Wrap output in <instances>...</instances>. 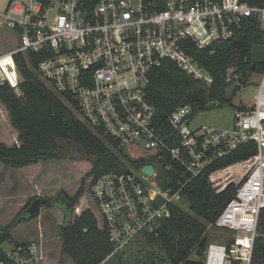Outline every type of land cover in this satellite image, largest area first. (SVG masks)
I'll use <instances>...</instances> for the list:
<instances>
[{"label": "built area", "instance_id": "built-area-1", "mask_svg": "<svg viewBox=\"0 0 264 264\" xmlns=\"http://www.w3.org/2000/svg\"><path fill=\"white\" fill-rule=\"evenodd\" d=\"M0 16V24L19 37L16 47L0 54V85L20 96L14 56L44 52L39 77L64 103L74 104L80 121L124 151L149 153L132 156L142 161L135 172L128 167L122 174L104 173L91 187L113 253L155 233L171 207L183 203L186 185L205 175L215 191L233 184L234 192L205 228V234L209 229L232 234L222 243H208L203 263L251 264L264 209V69L252 102L234 108L229 129L192 128L190 104L162 119L145 87L149 73L165 61L210 85L211 75L192 52L231 39L247 19L264 32V7L243 0H8ZM247 143L256 147L247 158L211 168ZM147 159L156 161L158 170ZM148 164L151 175L142 171ZM10 245L2 248L0 264H41L36 243Z\"/></svg>", "mask_w": 264, "mask_h": 264}, {"label": "trees", "instance_id": "trees-1", "mask_svg": "<svg viewBox=\"0 0 264 264\" xmlns=\"http://www.w3.org/2000/svg\"><path fill=\"white\" fill-rule=\"evenodd\" d=\"M243 1L264 7V0ZM260 50H264V32L255 19H247L231 39L192 52L211 75L210 85L194 81L172 62L165 61L148 75L145 87L147 99L156 107L158 117L162 119L185 104L192 106V114L224 103L242 108V104L233 105L231 100L240 87L246 84L250 74L263 71L264 56L258 55ZM44 56V52H20L14 56L21 77L20 96L8 84L0 85V102L5 106L20 142L12 146L0 142V163L11 169L31 166V172L22 174L30 182L40 168L45 167L46 175L39 182L40 188L44 187V182H50L49 174L54 170L50 167L51 163L59 165L57 163L67 161L71 166H78L81 175L77 182L68 190H58V200L40 198L41 205L55 207L63 212L64 223L58 226L62 239L61 250L75 264H100L109 255L120 251L113 253L106 222L91 187L104 173H125L129 159L114 139L93 132L76 117L74 104L64 103L62 97L41 80L36 68ZM255 151V145L247 143L219 158L211 168H221L245 159ZM132 161L135 167L142 163L140 160ZM168 175L173 179L170 185H175L174 173ZM53 178L55 180V176ZM75 188L69 196L68 193ZM233 192V184L217 192L208 182L195 178L182 191L187 210L180 205L172 206L171 215L160 221L156 232L146 233L142 237L157 242L171 264H204L199 260H189L188 257L197 248L204 251L206 224L214 221ZM77 205V211L74 212V206ZM31 219L21 215L2 232L9 236L18 223ZM251 264H264V209L259 214Z\"/></svg>", "mask_w": 264, "mask_h": 264}, {"label": "rangeland", "instance_id": "rangeland-1", "mask_svg": "<svg viewBox=\"0 0 264 264\" xmlns=\"http://www.w3.org/2000/svg\"><path fill=\"white\" fill-rule=\"evenodd\" d=\"M8 0H0V14L3 13ZM1 21V16H0ZM19 37L16 31L7 28L0 24V54L16 47ZM260 57L264 56V50L258 53ZM260 74L253 72L248 76L245 85H242L236 95L232 98L231 103L250 104L253 100L254 93L257 87ZM234 107L231 104L224 103L221 106H213L205 110H197L190 117V126L192 128H200L206 126L216 129H229L233 121ZM78 116V115H77ZM78 119L81 120L80 116ZM8 113L0 106V139L5 138L9 144L16 142V132L11 127ZM4 144V143H3ZM7 146V145H6ZM128 157V167H131L135 172V165L132 161V156H146L147 151L135 150L134 152L126 151ZM146 162L152 163L155 170H158L156 161L147 159ZM50 164L53 173L49 174L50 182H44V187H39V182L46 175L45 167L40 168L39 172L33 176L32 181L24 177L22 174L31 172L33 169H11L1 168L0 166V230L15 222L21 215L26 217L24 209L29 206L35 198H49L52 201L58 200V190H68L81 175V170L78 166H71L70 162L62 161V163ZM62 166V167H61ZM7 169H9L7 171ZM50 171V169H47ZM46 170V171H47ZM55 171L58 173L55 175ZM55 176V180L54 177ZM56 181V182H55ZM57 184V185H56ZM57 186V189H56ZM57 190V191H56ZM76 188L69 192L72 195ZM62 191V190H61ZM86 201V198H85ZM83 200L80 201L82 203ZM183 209L187 210L185 202L181 204ZM78 205L74 206V212L77 211ZM63 212L55 207L46 208L41 205L40 213L37 217L28 221L18 223L10 232L9 236L13 244H18L28 241L30 238L39 247L44 261L54 260L52 263L57 264H75L70 256L61 250L62 239L59 236L58 226L64 223ZM232 234V231L209 229L206 231L207 246L210 242L222 243V240L227 235ZM3 249L9 250L11 245L4 241L1 244ZM194 255V254H192ZM111 256V255H109ZM108 256V257H109ZM56 260V261H55ZM67 261V262H66ZM104 264H171L163 250L157 242L148 241L140 236L130 243L123 251L112 254L111 259Z\"/></svg>", "mask_w": 264, "mask_h": 264}, {"label": "water", "instance_id": "water-1", "mask_svg": "<svg viewBox=\"0 0 264 264\" xmlns=\"http://www.w3.org/2000/svg\"><path fill=\"white\" fill-rule=\"evenodd\" d=\"M142 171L147 175H151L153 172V167L149 164L144 165L142 167ZM127 172H129V170H127ZM200 179L202 181H205V179H206L205 175H201ZM40 209H41V200H40V198H35L33 201H31L29 206L24 211H25V214L27 215L26 216L27 218H34V217H37L39 215ZM4 241L11 243L12 239L6 233L2 232L0 234V244ZM195 254L198 255V257L201 259H203V257H204V253L200 248H197L195 250ZM4 256H5V252L3 251V249L0 245V259Z\"/></svg>", "mask_w": 264, "mask_h": 264}, {"label": "crops", "instance_id": "crops-1", "mask_svg": "<svg viewBox=\"0 0 264 264\" xmlns=\"http://www.w3.org/2000/svg\"><path fill=\"white\" fill-rule=\"evenodd\" d=\"M9 51V50H8ZM5 52H7V51H5ZM4 52V53H5ZM240 104H242V105H248V104H244V103H241L240 102ZM0 106L6 111V113H7V110H6V108H5V106L0 102ZM12 127V126H11ZM201 127H206V126H201ZM12 129L14 130V132H16V142L15 143H12V144H9V141H7L5 138H1L0 139V142H2V143H4L5 145H7V146H12V145H19V141H18V133H17V131L12 127ZM0 166H1V168H5L1 163H0ZM9 169H7V171H8ZM15 229V228H14ZM13 229V230H14ZM12 230V231H13ZM11 233V232H10ZM10 235V234H9ZM10 237V236H9ZM31 242H33V239L32 238H30L28 241H26V242H22V243H18V244H24V243H31ZM12 243V242H11ZM10 243V244H11ZM35 243V242H34ZM2 244V243H1ZM130 245V244H129ZM128 245V246H129ZM127 246V247H128ZM127 247H125L123 250H125ZM38 249H39V247H38ZM40 250V249H39ZM123 250H121V251H123ZM196 250V249H195ZM195 250L189 255V257H188V259L189 260H194V261H201L202 263H203V259H201V258H199L198 257V255H196L195 254ZM203 253H204V251H203ZM192 254H194V255H192ZM112 256V255H111ZM111 256H109V257H107L103 262H101L100 264H104L106 261H108L109 259H111ZM42 260H43V256H42ZM54 260H51V261H44V263L45 264H53L52 262H53ZM56 261V260H55ZM67 262V261H66ZM56 263L57 264H60V262H58V261H56ZM41 264H42V261H41Z\"/></svg>", "mask_w": 264, "mask_h": 264}, {"label": "flooded vegetation", "instance_id": "flooded-vegetation-1", "mask_svg": "<svg viewBox=\"0 0 264 264\" xmlns=\"http://www.w3.org/2000/svg\"><path fill=\"white\" fill-rule=\"evenodd\" d=\"M122 151L124 152V153H126V151H124V149L122 148Z\"/></svg>", "mask_w": 264, "mask_h": 264}]
</instances>
